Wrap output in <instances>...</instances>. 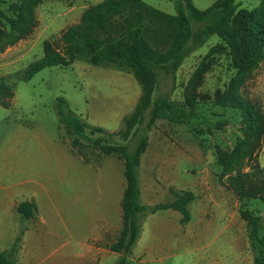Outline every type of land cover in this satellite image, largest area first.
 Instances as JSON below:
<instances>
[{"label":"rangeland","instance_id":"obj_1","mask_svg":"<svg viewBox=\"0 0 264 264\" xmlns=\"http://www.w3.org/2000/svg\"><path fill=\"white\" fill-rule=\"evenodd\" d=\"M19 1L0 0V10L8 15L11 5ZM102 1L46 0L36 8L38 27L34 34L0 54V80L11 86L15 93L9 108L0 107V199L7 192L33 186L32 182L40 177L56 184L64 182L58 199L64 207H73L75 199L69 179L80 174L73 162L79 158L92 165L95 172L102 170L103 174L111 177L122 171L124 179L123 161L118 156H107L84 140L80 141L84 157L73 151L70 142L75 136L69 135L60 125L55 105L58 98H65L78 116L90 125L108 131L95 134L87 131L90 139L108 146L126 145L133 153L136 140L132 135L135 130L126 137V129L122 127L123 118L134 110L141 96L140 85L132 74L116 64L96 65L79 58L68 67L47 68L29 81L22 80L28 67L43 57L44 42L57 43L66 28L79 23L87 8ZM192 1L198 9L206 10L216 0ZM143 2L165 13L175 14L172 0ZM238 2L241 9L252 10L262 0ZM221 42L217 36L210 38L185 59L174 78L161 75L154 98L166 95L178 107L187 108L185 91L189 81L205 55ZM236 76L227 54H217L210 61L198 90L200 104L190 122L174 124L158 120L147 133L149 147L142 157L140 178L143 176L147 183L155 179L158 204L174 201L171 188L194 191L196 201L190 206L191 215H195V210L202 213L205 204V209H208L206 217L213 220L217 228L213 232L217 241L211 246L204 237L201 242L195 241L192 247H187L182 228L176 225L173 232L164 237L169 243L154 254L165 259L163 264H194L196 259L223 258L224 254L233 262L254 259L248 227L240 211L264 217V205L259 200L239 201L230 179L264 168V142L253 155L250 154L251 149H247L240 164L232 170L223 167L217 154V147L232 151L243 139L240 112L217 104L218 96L225 92ZM241 93L255 101L264 112V63L244 83ZM223 121H228L227 125L218 129L217 123ZM156 161H172L176 166L155 165ZM162 168L171 172L168 178L160 174ZM118 180L116 177V184ZM29 196L24 193L19 198L27 200ZM25 224L26 221L20 219V230L25 228ZM233 235L239 248L236 244L228 245L233 242L230 238ZM263 236L264 229L261 231ZM189 248L195 251L192 255L187 254ZM261 252L262 247L257 245V254ZM131 258L132 255L130 264H136Z\"/></svg>","mask_w":264,"mask_h":264},{"label":"trees","instance_id":"obj_2","mask_svg":"<svg viewBox=\"0 0 264 264\" xmlns=\"http://www.w3.org/2000/svg\"><path fill=\"white\" fill-rule=\"evenodd\" d=\"M46 0H20L11 5L9 14L0 10V54L30 38L38 27L36 8ZM239 0H216L206 10L198 9L192 0H172L175 14H168L143 0H104L90 6L79 23L66 28L57 43L44 42L43 57L32 63L22 80L29 81L44 69L70 66L79 58L93 64H116L134 76L141 88V96L134 110L122 120L126 137L133 131L136 140L133 153L126 145H103L90 139L86 132L108 133L103 127L92 126L78 116L68 101L60 97L55 108L62 128L75 139L73 151L83 156L80 141L91 143L101 153L116 155L123 161L126 188L122 200L123 227L111 251L120 254L115 264H130L132 250L142 235L143 223L160 211L172 210L182 215L181 224L192 220L190 206L196 200L191 191L170 189L174 201L147 206L141 200L140 168L142 157L149 147L148 134L158 120L174 124H188L200 104L198 93L210 61L217 54L226 53L237 76L218 96L217 104L239 111L242 118L243 139L232 151L217 147L219 161L226 170L240 164L244 152L256 153L264 142V112L252 99L241 93L244 83L264 63V0L252 10L241 9ZM217 36L221 44L203 58L185 91L187 108L178 107L168 96L154 98L159 77H175L180 66L194 51ZM15 93L0 80V107L9 108ZM228 121L217 123L222 129ZM121 133V132H120ZM231 188L239 201L259 200L264 205V168L240 174L230 179ZM16 211L22 220L34 218L38 206L34 199L20 203ZM248 227V238L254 264H264V217L240 211ZM25 228L12 247L0 252V264H18ZM257 245L262 247L257 254Z\"/></svg>","mask_w":264,"mask_h":264},{"label":"crops","instance_id":"obj_3","mask_svg":"<svg viewBox=\"0 0 264 264\" xmlns=\"http://www.w3.org/2000/svg\"><path fill=\"white\" fill-rule=\"evenodd\" d=\"M73 162L80 171L79 175L69 179L75 199L73 207H64L58 199L62 195L64 182L56 184L40 177L32 182L33 186L1 195L0 252L9 250L19 234L21 218L16 211L17 206L34 199L38 212L34 218L26 221L21 249L17 255L18 264L117 262L121 255L111 251L110 246L117 241L123 227L122 200L126 188L125 176L122 179V171L114 173L113 177L103 174L102 170L95 172L93 166L84 163L82 158ZM154 164L174 166L176 163L156 161ZM141 168L143 171V163ZM170 173L163 168L160 172L162 177L166 178ZM116 177L119 179L117 184ZM141 177L142 203L147 206L157 205L155 179L152 183H147L143 176ZM24 193H28L30 198L20 200L19 195ZM205 207L204 204L202 213L195 210V215L186 225L181 224L182 215L172 210L160 211L146 218L141 238L132 250L131 261H135L136 264H163L165 259L154 254L169 243L164 237L170 235L176 225L181 226L187 247H192L191 244L195 241L201 242V238L204 237H207L209 246L214 244L217 240L213 232L217 228L215 222L206 217L208 209ZM227 229L228 226L225 225V230ZM234 235L230 237L233 242L228 245L236 244L238 247ZM193 252L195 251L189 248L187 254L192 255ZM240 253L242 255V252ZM224 256L196 259L194 264H254V259H237L233 262L232 259L226 258V254Z\"/></svg>","mask_w":264,"mask_h":264}]
</instances>
